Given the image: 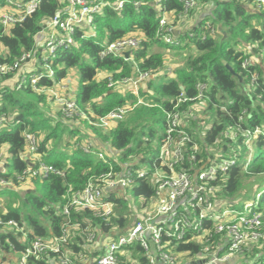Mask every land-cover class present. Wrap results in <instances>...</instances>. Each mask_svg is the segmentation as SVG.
Returning <instances> with one entry per match:
<instances>
[{
    "label": "trees",
    "instance_id": "16d2710c",
    "mask_svg": "<svg viewBox=\"0 0 264 264\" xmlns=\"http://www.w3.org/2000/svg\"><path fill=\"white\" fill-rule=\"evenodd\" d=\"M141 1L140 7L127 3L121 11L107 9L98 15L95 19L97 36L82 39V34L77 33L76 46L58 51L54 60L56 78L42 79L39 85L53 86L66 78L71 68L77 67L79 86L76 101L90 115L103 116L115 108L126 105L131 108L137 105V97L131 90L119 91L110 87V78L118 81L133 76L136 71L134 62L144 71L164 69V50H190L185 62L176 66L171 74L148 80V91L144 88L140 91V96L148 104H140L131 109L127 118L114 123L109 132H103L85 120L82 121L83 124L77 125L76 122L67 121V126L72 132L80 130L79 125L88 127L87 139L84 142L92 139L101 145V148L108 142L114 153L110 150L107 158L116 171L123 170L126 163H133L136 168L143 166L151 169L165 140L167 112L177 111L181 119L179 128L186 130L192 140L186 145L187 151L192 148L194 142L200 144L198 160L191 165L193 169L203 167L214 160L236 157L235 164L229 167L225 174H220L214 182L218 187L217 197L226 201L230 208L237 210H242L246 204L252 202L250 199L254 198L253 202L258 201V212L264 216V179L260 178L264 175V134L252 137L249 143L248 138L240 133L235 140L227 136L231 129L239 127L243 130H254L260 126L264 132V63L256 67L250 66L249 70L242 65L250 56L263 59L264 12H257L248 6L226 0H199L206 13L199 18L198 12H192L190 18L197 20V23L192 25V20H189L188 29H179L181 45H169L156 35L160 17L156 0ZM163 1L168 11L177 14L183 12V4L178 0ZM5 3V0H0V7H4ZM66 5L67 0H43L38 10L23 21L7 28L0 21V64L14 66L23 54L34 50L36 36L43 29L45 22ZM211 5L213 8L210 9ZM257 19L259 23L256 22ZM178 23L180 26L179 21ZM207 23L212 26L219 25L218 28L215 26V34L220 33V38L209 32ZM137 32L143 37V42L132 52L133 62L112 55L104 58L100 56L99 43L104 40L116 41ZM190 32L194 35L190 36ZM228 65L235 73L229 71ZM253 71L258 73L256 85L251 82ZM17 73L20 75L22 71L15 69L7 74H0V83L3 79H11ZM101 73H109L110 77L100 79L98 77ZM199 83L208 85L203 99L178 104V98L183 92L187 98L197 97ZM182 85L185 87L183 91ZM50 103L48 96L39 94L30 87L16 90L15 86L0 85V115L7 113L10 117L9 122L0 129V150L6 157L3 167L0 165V178L12 181L16 187L0 186V219L4 222L17 221L29 239L37 236H61L66 223L63 209L69 184L74 190L82 189L93 176L109 170L108 163L82 151L80 146L84 143L83 137L76 140L72 153L57 150V144L51 141L57 135L61 121L51 126L50 117H44V108ZM197 103L204 108L201 113L206 116L205 125L209 126L205 131L198 125L201 113L194 114L193 106ZM241 116L243 121H240ZM60 119L65 121L61 117ZM155 123L160 126V131L153 126ZM25 130L38 136V153L41 160L64 170L65 175L52 173L44 178H29L25 181L30 182V188L24 191L23 184L18 179L19 175L27 167L38 164L27 150L23 135ZM248 159L250 162L246 166ZM183 167L189 168V165ZM253 177H258L257 181H254ZM249 179L252 180L246 183V186L245 181ZM242 190L246 192L243 193ZM127 192H131L135 198L134 204L130 206L124 195ZM127 192L119 197L113 196L117 206L108 224L90 209H72L73 223H79L81 229L88 226L98 232L99 240L96 239L95 243L97 254L104 253L99 244L106 237L113 235V238H117L125 234L127 228L136 224L139 214L132 209L133 206L136 210L144 209L153 199L155 187L149 177L138 178L136 184L127 189ZM128 201L131 203V200ZM212 233L208 240L200 241L193 239V229L188 230L185 240L173 243L175 252L199 256L203 254V248L210 245L212 252L216 250L217 253H223L226 249L222 248V245L227 235L214 234V230ZM70 234L66 249L71 250L72 258L76 260V256L81 253L90 257L92 249L84 233L82 234L80 229H73ZM22 237V231L0 224V246L4 253L10 252L11 244L15 250L23 251L26 242ZM128 248L131 252L128 253V260L126 255L121 256L123 262L148 264V257L139 243L131 244ZM60 254L50 255L54 264H60ZM245 256L246 254L241 253L231 259L234 264H264V249L255 252L252 260L247 261L243 258ZM30 262L51 264L47 257H31ZM227 263L228 261L222 264Z\"/></svg>",
    "mask_w": 264,
    "mask_h": 264
},
{
    "label": "built area",
    "instance_id": "2783aa9c",
    "mask_svg": "<svg viewBox=\"0 0 264 264\" xmlns=\"http://www.w3.org/2000/svg\"><path fill=\"white\" fill-rule=\"evenodd\" d=\"M5 1V6L0 13V21L7 28L36 12L43 0ZM178 1L183 4V12L180 14L168 11L163 0H156L160 10L156 35L169 45L182 44L178 34L180 33L179 29H188L191 13L198 12L199 14L203 8L199 0ZM226 1L248 6L257 12H264V0ZM127 3H133L135 7L142 5L141 0H67V5L53 18L46 21L43 29L38 32L35 49L23 54L14 66L8 67L0 64V74H7L15 69L21 70L22 73L20 75L17 73L18 78L14 83L16 90L30 87L37 93L48 96L59 116L65 121L79 124L85 120L88 121V124L105 131L114 123L123 120L130 110L137 105L148 104L140 96V91L148 80L164 75L163 70L150 69L144 71L134 62L136 71L133 76L118 81L110 78L108 85L114 88L130 89L132 94L137 97V105H133L131 108L124 106L115 108L103 116H92L82 108L76 101L75 91L64 80L56 82L53 86H40L39 83L42 79L54 80L56 78L54 60L58 51L76 46L78 43L77 33L82 34V39L95 38L97 36L96 17L103 14L107 9L121 11ZM209 8H213V5ZM176 18L179 19L180 26L177 25ZM206 28L212 35L215 34L214 26L207 23ZM189 35L193 36L194 34L190 32ZM142 42L143 37L139 32L116 41L104 40L99 43L101 47L100 56L104 58L112 55L133 62L132 52L139 48ZM127 52H130L129 57H126ZM32 62L34 63L33 69H29L28 65ZM262 63H264V53L263 59L258 56H250L244 60L242 65L249 70L250 66L256 67ZM168 73L171 74L172 71L169 69ZM253 73L251 82L256 85L258 73L255 71ZM197 89L199 92L194 98H187L183 92L178 98V104L188 100H202L208 85L199 83ZM9 120L10 117L7 113L1 114L0 129ZM243 120L244 118L241 116L240 121ZM180 123L181 119L177 111L167 112L165 140L151 169L143 166L136 168L133 163L131 165L126 163L123 170L116 171L115 166L107 158V154L111 150L108 142L102 148L92 139L81 144L80 148L84 153L93 154L96 158L108 163L109 170L93 176L82 189L74 190L69 184L67 201L63 209L66 223L59 237L37 236L29 239L17 221L4 222L0 219L1 225L22 231V240L26 242L23 251L15 250L14 245L11 244L10 252L4 253L0 246V264H34L30 262L31 257H47L51 260V264H54L50 255L57 253H61L59 256L60 264H128L129 262L122 261L121 256L126 255L128 260V253L131 252L128 247L134 243H139L144 248L145 255L149 260L148 264H222L229 261L235 253L241 251V244L244 245V241L247 239L248 241L257 240L260 236L258 231L264 228V216L258 212V201L248 203L242 210H237L230 208L226 201L224 202L217 197L218 187L215 186L214 182L220 174H225L229 167L235 164L237 158H222L198 169H193L191 165L198 160L197 153L200 152V144L194 142L192 148L188 150L189 152L187 151L186 145L192 140L186 130L179 128ZM239 133L248 138L247 143L252 137L260 133L264 134L263 129L257 126L254 130L233 128L231 132L227 133V136L235 140ZM23 135L27 142L28 152L33 159L38 161V164L24 169L18 177L20 182H25L29 178H44L52 173L65 175L64 170L41 160L38 153L39 138L36 134L25 130ZM5 158L4 152L0 150V165L2 167ZM249 162L250 159H248L246 166ZM187 164L189 168H184L183 165ZM146 177L150 178L155 187L153 199L147 206H144V209L139 210V213L142 214L138 213V220L134 226L127 228L126 233L117 238H113V235L106 237L99 244L104 253L97 254L95 243L98 232L91 230L88 226L81 229L79 223H73L72 209H90L105 224H108L117 206L113 196L119 197L136 184V179ZM0 186H11L16 189L13 182L5 178H0ZM129 193L127 192V195ZM125 199L130 200L127 196ZM152 204L155 208L150 212ZM148 209V212L143 211ZM204 222L210 226H206ZM71 229H80L82 234L84 233L87 243L91 245L90 257L81 253L76 256L79 259L72 258L71 250L66 249V244L70 240ZM192 229L194 231L193 239L197 238L200 241L212 237L213 230L214 234H226L227 238L222 245V248L226 250L223 253H217L216 250L212 252L211 246L206 245L203 248V254L199 255L197 260L193 259L195 257H190L192 259L183 263L182 259L187 254L176 253L173 243L185 240L188 236V230Z\"/></svg>",
    "mask_w": 264,
    "mask_h": 264
},
{
    "label": "rangeland",
    "instance_id": "374dc122",
    "mask_svg": "<svg viewBox=\"0 0 264 264\" xmlns=\"http://www.w3.org/2000/svg\"><path fill=\"white\" fill-rule=\"evenodd\" d=\"M205 8H201V10L199 11V16L202 14H205ZM189 20H193V19H189ZM179 19H176V22L178 23ZM256 22L259 23V20L257 19ZM179 24V23H178ZM188 25V24H187ZM190 25V24H189ZM188 25V26H189ZM261 25V24H260ZM217 28L219 27V25H215ZM214 26V27H215ZM216 29V28H215ZM216 38H220V33H216L214 35ZM194 51V50H193ZM165 53V55L167 56V58L169 59L167 66L169 67H175L177 65H182L185 60H186V57L187 55L189 54L190 50L188 51H184V52H178V51H173V50H164L163 51ZM195 52V51H194ZM179 63H182V64H179ZM172 65V66H171ZM18 78V75L16 74L14 77H12L11 79H6V80H2L0 85L3 86V85H6V86H10V87H13L14 86V83L15 81L17 80ZM0 79H1V76H0ZM64 82L66 84L69 85V87H71L73 89V91H76L78 89V86H79V71H78V68L77 67H74V68H71L68 72V75L66 76ZM146 85V84H145ZM147 87V85H146ZM145 86L142 87V88H145L147 89ZM124 107H128L129 108V105H126ZM194 107V114H198V113H201L202 110L204 108H202L201 106H199L198 104H195ZM44 117H50V125L53 126L57 121H61L60 122V128L58 130V133L57 135L52 139V143H55L57 144L56 148L59 152L61 151H66L68 153H72L75 149V142L76 140L79 138V137H83L82 140L83 142L87 139V135H86V131H87V128L86 126H83V125H79L81 128H79L80 130H78L77 132H72L71 129L69 128V125L67 123V121H62L60 119V117L56 114V109L52 106H50L49 104L44 108ZM200 115H202V117H200V120L198 121V125L201 127L202 131H205L209 128V126L205 125V117L203 113H201ZM125 117V116H124ZM127 118V115L124 119ZM209 118V116L207 117ZM81 122V121H79ZM82 123V122H81ZM83 124V123H82ZM157 131H160V126L158 124H154L153 125ZM111 128V127H110ZM110 128H107L105 129V131L103 132H109L110 131ZM255 153V149L253 150V155ZM260 178H263L264 179V175H261ZM259 178V179H260ZM258 177H253V180L257 181ZM252 179H249L247 181H245V184L250 182ZM26 182V181H25ZM22 190H27L30 188V183L29 182H22ZM246 186H248V184H246ZM245 186V187H246ZM243 193L246 192V190H242ZM127 197H129V199L131 200V203L128 201L127 199V202L130 205L134 204V196L132 195V193L130 192L128 195L126 193ZM254 198H251L250 201H254L253 200ZM139 202L141 201V199L138 200ZM151 208V211H153V209L155 208V206L152 204L150 206ZM149 208V209H150ZM135 210L136 213H139V210L136 211V208L135 206H133V208ZM148 210H143V211H146L148 212ZM140 215L142 213H139ZM234 216V215H233ZM232 216V217H233ZM234 218V217H233ZM264 222V221H263ZM72 230V229H71ZM75 231V230H74ZM260 233V236H258V239L257 240H254V241H248V239L246 241H244V245L241 244V251L240 252H237L235 253L234 255H240L241 253H243V255L246 254L245 257H243L244 259H246L247 261L249 260H252L255 256V252H258V251H261L262 249H264V228H261L259 231ZM99 239L97 238V241ZM248 252V253H247ZM190 257H195L193 259L197 260L199 257L197 255L195 256H191L189 254H187L186 256L183 257L182 259V262L185 263V261H189Z\"/></svg>",
    "mask_w": 264,
    "mask_h": 264
},
{
    "label": "crops",
    "instance_id": "0c3cea01",
    "mask_svg": "<svg viewBox=\"0 0 264 264\" xmlns=\"http://www.w3.org/2000/svg\"><path fill=\"white\" fill-rule=\"evenodd\" d=\"M3 10V7H0V13H1V11ZM208 11V10H207ZM206 12V11H205ZM203 15L201 14L200 16L198 15V17L200 18V17H202ZM195 23H197V20H192L191 21V24L193 25H195ZM191 25V26H192ZM166 68H164V69H161V70H163L164 71V75H162V76H165V75H168V70L170 69L171 71H173V69L176 67H169V66H167V64H169L168 63V61H169V59L167 58V56H166ZM33 62L32 63H30L28 66V68L29 69H33ZM179 64H182V63H179ZM172 66V65H171ZM178 66V65H177ZM162 76H160V77H162ZM107 77H110V74L109 73H101L100 75H99V77L98 78H107ZM62 80H65V78L64 79H62ZM147 88V87H146ZM115 89H117V90H119V91H126L128 88H124V89H120V88H118V87H116ZM145 89V88H144ZM78 90V89H77ZM77 90L75 91V93L77 94ZM145 91H148V88L147 89H145ZM50 105L52 106V107H54L51 103H50ZM56 114H58V112H57V110H56ZM76 124V123H75ZM77 125V124H76ZM111 129V128H110ZM89 132V131H88ZM112 152H113V150H111ZM26 182H29V181H26ZM26 182H24V183H26ZM30 183V182H29ZM31 185V184H30ZM227 264H234V261H233V259H231L230 261H228V263Z\"/></svg>",
    "mask_w": 264,
    "mask_h": 264
},
{
    "label": "water",
    "instance_id": "95a60500",
    "mask_svg": "<svg viewBox=\"0 0 264 264\" xmlns=\"http://www.w3.org/2000/svg\"><path fill=\"white\" fill-rule=\"evenodd\" d=\"M129 56H130V52H127V53H126V57H129ZM228 69H229V71H230L231 73H235L234 70L232 69V67L229 66V65H228ZM184 88H185V87L182 85V86H181V89L184 90Z\"/></svg>",
    "mask_w": 264,
    "mask_h": 264
}]
</instances>
